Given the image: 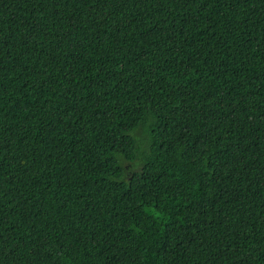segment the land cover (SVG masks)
Segmentation results:
<instances>
[{
    "label": "trees",
    "instance_id": "obj_1",
    "mask_svg": "<svg viewBox=\"0 0 264 264\" xmlns=\"http://www.w3.org/2000/svg\"><path fill=\"white\" fill-rule=\"evenodd\" d=\"M0 264H264V0H0Z\"/></svg>",
    "mask_w": 264,
    "mask_h": 264
},
{
    "label": "rangeland",
    "instance_id": "obj_2",
    "mask_svg": "<svg viewBox=\"0 0 264 264\" xmlns=\"http://www.w3.org/2000/svg\"><path fill=\"white\" fill-rule=\"evenodd\" d=\"M136 137H137V139H142V133H138V134L136 135Z\"/></svg>",
    "mask_w": 264,
    "mask_h": 264
}]
</instances>
